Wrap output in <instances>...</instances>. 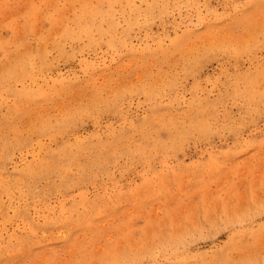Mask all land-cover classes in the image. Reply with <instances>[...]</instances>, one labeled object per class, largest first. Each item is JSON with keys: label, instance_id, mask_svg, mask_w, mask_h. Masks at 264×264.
Instances as JSON below:
<instances>
[{"label": "rangeland", "instance_id": "374dc122", "mask_svg": "<svg viewBox=\"0 0 264 264\" xmlns=\"http://www.w3.org/2000/svg\"><path fill=\"white\" fill-rule=\"evenodd\" d=\"M0 264H264V0H0Z\"/></svg>", "mask_w": 264, "mask_h": 264}, {"label": "bare ground", "instance_id": "6f19581e", "mask_svg": "<svg viewBox=\"0 0 264 264\" xmlns=\"http://www.w3.org/2000/svg\"><path fill=\"white\" fill-rule=\"evenodd\" d=\"M155 3V2H154ZM130 6V5H129ZM88 8V7H87ZM62 17V16H61ZM84 17V16H83ZM112 18V17H111ZM122 19V18H121ZM73 24V23H72ZM37 30V29H36ZM52 47V46H51ZM24 59V58H23ZM25 59H27V58H25ZM11 60V59H10ZM17 63V62H16ZM47 63V62H46ZM31 64V63H30ZM22 65H23V62H22ZM23 67L24 66H22V70H23ZM25 69V68H24ZM23 76V75H22ZM25 76V75H24ZM17 78V77H16ZM25 91V90H24ZM38 92V91H37ZM22 94V93H21ZM55 115V114H54ZM34 117V116H33ZM72 117V116H71ZM44 123V122H43ZM71 128V127H70ZM38 129V128H37ZM195 224V223H194Z\"/></svg>", "mask_w": 264, "mask_h": 264}]
</instances>
